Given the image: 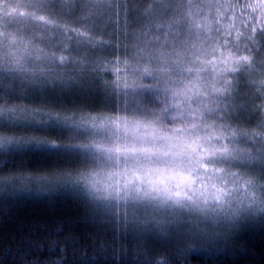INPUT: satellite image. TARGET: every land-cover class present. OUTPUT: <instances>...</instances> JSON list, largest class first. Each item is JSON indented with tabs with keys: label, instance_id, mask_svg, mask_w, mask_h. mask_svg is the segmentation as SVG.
<instances>
[{
	"label": "snow or ice",
	"instance_id": "6c2138e0",
	"mask_svg": "<svg viewBox=\"0 0 264 264\" xmlns=\"http://www.w3.org/2000/svg\"><path fill=\"white\" fill-rule=\"evenodd\" d=\"M0 207L70 226L0 264H217L264 230V0H0Z\"/></svg>",
	"mask_w": 264,
	"mask_h": 264
},
{
	"label": "trees",
	"instance_id": "16d2710c",
	"mask_svg": "<svg viewBox=\"0 0 264 264\" xmlns=\"http://www.w3.org/2000/svg\"><path fill=\"white\" fill-rule=\"evenodd\" d=\"M7 173H0V176ZM70 226V231L78 239L86 238L91 231L83 220L75 202L62 196L26 197L7 206L0 207V239L21 234L34 235L45 229ZM235 255L224 252L217 264H264V230L258 226L245 229L235 245ZM182 264H211L207 255L196 250L191 251Z\"/></svg>",
	"mask_w": 264,
	"mask_h": 264
}]
</instances>
